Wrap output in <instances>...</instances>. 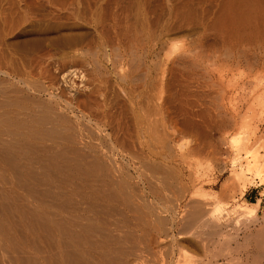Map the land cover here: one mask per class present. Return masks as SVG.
I'll list each match as a JSON object with an SVG mask.
<instances>
[{"label":"rangeland","instance_id":"obj_1","mask_svg":"<svg viewBox=\"0 0 264 264\" xmlns=\"http://www.w3.org/2000/svg\"><path fill=\"white\" fill-rule=\"evenodd\" d=\"M228 2L0 0V72L5 71L4 75L0 73V100L9 96L19 101L24 99L18 92L17 75L25 70L27 80L40 82L53 94L59 91L63 73L73 70L69 78L70 88L74 87L72 94L86 104L93 101V105L84 107V112L92 115L93 124L88 131L92 130L94 136H91L96 139L91 137L95 145L92 143L85 151L90 162L95 153L100 156L109 149L110 138L117 146L115 159H99L95 163L102 175L110 173L115 181L106 179L105 174L99 176V170L94 173L99 176L96 180L93 172L88 177L94 188L99 183L96 191L116 189L111 190L118 196L111 200L115 202L104 198L101 203L105 202L106 210L110 208L117 213L107 219L114 220L110 229L121 243L115 247L129 250L125 259L130 264H209L210 261L264 264L262 188H250L243 197L235 188L234 194L238 196L234 200L220 194L231 176L228 139L239 132V126L230 117L236 112L239 117L245 115L248 110L245 100H249L253 79L264 76V48L258 52L262 56L259 64V59L250 53V59L253 58L250 63L256 62L253 70L229 64L232 55L237 56L240 51L235 50L236 41L231 33L220 36L223 28L220 19ZM222 75L226 78L220 83ZM243 83H246L244 92L240 89ZM236 92L240 93L236 95ZM66 97L71 98L69 94ZM50 98L48 93H42L37 97L38 102L33 98L27 101L26 97L24 102L31 109L28 111L54 112L56 106ZM256 112L259 118L254 115L253 125L258 124L254 126L259 130L257 141L263 146L264 115ZM223 118L230 127L215 128L214 121L220 123ZM75 125L69 121L71 129L81 128V124ZM1 184L4 189L14 191L11 184ZM77 184L73 189L78 193L90 190L79 186L81 190ZM91 190L90 194L96 192ZM220 196L222 199H217ZM218 202L226 208L223 226L215 229L202 226V221L194 215L200 210L197 204H201L200 213L204 216ZM257 202H260L259 219L251 220L239 213L238 208L243 204ZM124 203L126 206H122ZM239 217L245 218L246 224L251 223L246 226ZM4 243L0 248L9 247ZM3 250L0 253L4 254ZM231 258L233 263H229Z\"/></svg>","mask_w":264,"mask_h":264},{"label":"bare ground","instance_id":"obj_2","mask_svg":"<svg viewBox=\"0 0 264 264\" xmlns=\"http://www.w3.org/2000/svg\"><path fill=\"white\" fill-rule=\"evenodd\" d=\"M228 1L225 13L220 19V25L223 27L220 28V30H222L220 36L223 38L227 33H231V38H234L236 41L235 50H237V52L240 51L239 55H232V60L229 61V64H236V68L246 67L247 69L253 70L256 64H253L255 61L250 63V60H253V58L250 59V53L252 52L257 60L259 59L258 61L255 59L259 64L262 56L258 52L264 48V0ZM253 54L251 55L253 56ZM258 64L257 67H259ZM251 70L248 71L251 72ZM4 72L0 73L4 75ZM229 72H231V70ZM24 73L28 74L26 70ZM24 73L17 75L19 76V82L18 86H16L18 87L20 95L22 94L24 99L26 97L27 101L29 98H31V100L33 98L38 102L37 97L39 95L48 93V95L51 96L50 102L54 101L53 103L56 108L54 112L48 109V111L40 110L39 112V108H37L41 107L39 105L36 107L38 112H35V110L34 113L28 111L31 109L25 105L24 99H20L24 102L23 107L21 101L14 98H12L14 99L12 100L10 96L0 100V182L2 183L0 184L4 186L7 183L11 184L12 187L17 188L23 194L19 192L15 193V188L14 191H12V188L4 189L3 186V188L0 186V241H3V246H5V241L9 244V247L7 246L4 248L2 246V248H0L2 249L0 252L5 249L4 254L0 253V264H130L125 259V257L129 255V250H123L120 246H116L117 248L115 247L120 240L118 241V237L113 235L115 231L113 233V230L110 229L112 226L110 223H113L114 220L109 222V219H107L110 217L112 218L114 213L116 215L117 213L110 208H108L110 210H106L105 207L104 209L103 205L105 202L103 205L101 203L104 198L110 201L114 198L117 199L118 196H115V191H111L116 189L115 187H108L109 189L107 188L108 190L106 192H102V190L96 191L97 184L99 183H95L96 187L94 188V184H91V179L89 180L88 177L89 172H93L94 178L98 176V173L94 174L97 170H99V176L102 175L100 173V166L97 165L99 159L101 161L105 158L115 159V156L118 154L117 146L114 145L115 141L110 138L111 145L109 149L102 152L100 156L96 155L97 153L94 152V159L90 162V156L86 154L85 151L94 144L91 142V137L94 136V132L92 130L91 132L88 131L89 126L93 124L91 120L92 115L90 116L84 112L86 103L77 99L75 94H72V92H74L72 91L74 87L70 88L69 78L72 77L73 70L71 71L70 69L63 73L61 79L62 83L58 85L57 90H59V93L57 92V94L50 92L51 90L39 84L40 82H38V84L36 82L31 83L24 77ZM15 74H17V71L14 75ZM9 75L7 74V76ZM224 78L226 77L222 75L218 81L221 80L224 82ZM221 81L220 83H222ZM253 81L254 86L251 87V92H249L250 90L248 91L250 95L248 102L246 99L248 96L246 95L245 98L243 97L245 95L244 93L240 94H244L241 97L246 99L245 102L248 105V110L245 112V115L239 117V113L236 112L230 117L234 121L235 126L236 124L239 126V132L228 139V149L232 154V159L230 160L231 176L223 185L220 194L223 198L226 197L228 199V197H230L233 198L232 200L238 196L234 194L235 188L239 189L240 197H243L245 192L250 188H262L264 194V143L262 144L263 146H261V144L259 145L257 141L259 130L258 127H254L258 124L253 125V121H255L257 117L256 111L260 112L261 116L264 115V76L263 78L255 77ZM21 84L22 88H19ZM244 84L246 85V83H243L240 88L242 92L245 91ZM236 85L238 86V84ZM250 86H252V83ZM238 93L236 92L235 94L238 95ZM67 94H69L71 98H67ZM16 97H18V95ZM20 98L23 97L21 96ZM235 98L237 97L235 96ZM235 98L233 99V103H236ZM90 103L87 101V104ZM42 106L44 105L42 104ZM87 108L88 107H86V109ZM90 108L91 106L88 111ZM15 109H17V111H14ZM69 121L72 122L73 125L81 124V128L75 130L73 128L71 129L68 126ZM213 125L215 128L222 130H227V128L230 127L229 124L227 126L225 119L223 122L220 120V123L214 121ZM95 127L98 129L97 125ZM92 138L96 140L94 137ZM136 155H138V158ZM136 155H134V157L141 159L142 156L139 158V154ZM6 173L10 174V176H8V174L5 175ZM109 174H105L107 177L106 179L111 178L113 182V176ZM103 175L101 177H103ZM89 181L90 183H88ZM69 182H74V184L72 183L73 185L71 184L70 186L68 184ZM76 182L78 183V188L79 186L83 189L90 188V190L94 188L91 191L95 190L97 193L90 194V190L83 193H80L79 190L78 193L76 188L73 189L76 187ZM92 183L94 182L92 181ZM114 184H116V182H114ZM67 188H72V190L70 189L71 191H68ZM99 188L100 187H98V189ZM221 196L217 199H222ZM119 199L116 200V203ZM111 202H115V200ZM117 204H119V202ZM83 205L87 207H83V209ZM129 205L130 204H128V206ZM222 205L221 203L217 204L215 209L208 212V215L204 214V216H202V213H200L201 204H197L199 208L197 209L195 206V209H200L197 212L201 215L194 212L196 213L194 214L196 220L202 221V226L209 227L208 229L213 227L214 229L215 227L220 228L223 226L222 224L224 222L222 220L225 219L223 215L226 210V208L224 210ZM122 206H126L125 203ZM259 208L260 202H257L254 204L245 203L238 209L241 215L253 220L254 217L257 218ZM242 218L243 217H241V219ZM241 219L239 217V220ZM243 220H241V222L245 221L246 226L251 223V221H248L246 224V220ZM238 222L240 224V221ZM245 225L242 226L246 227ZM215 233L213 234L215 235ZM263 235L264 233L262 236ZM259 236L262 237L261 234ZM2 244H0V247ZM27 245H29L28 248L31 249V252H26L28 248L25 250V246ZM232 259L233 258H231V261L229 260V263L233 261ZM208 263L210 264L211 261ZM216 264H218V262H216Z\"/></svg>","mask_w":264,"mask_h":264},{"label":"crops","instance_id":"obj_3","mask_svg":"<svg viewBox=\"0 0 264 264\" xmlns=\"http://www.w3.org/2000/svg\"><path fill=\"white\" fill-rule=\"evenodd\" d=\"M254 204V203H253Z\"/></svg>","mask_w":264,"mask_h":264}]
</instances>
